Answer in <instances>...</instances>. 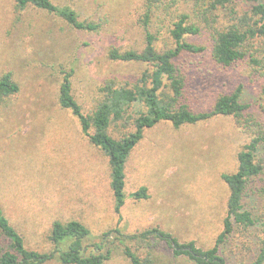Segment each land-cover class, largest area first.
Wrapping results in <instances>:
<instances>
[{
  "label": "rangeland",
  "instance_id": "374dc122",
  "mask_svg": "<svg viewBox=\"0 0 264 264\" xmlns=\"http://www.w3.org/2000/svg\"><path fill=\"white\" fill-rule=\"evenodd\" d=\"M52 2L98 27L76 29L54 13L30 5L18 9L14 0H0V76L11 73L19 87L0 99V206L10 223L27 248L50 252L52 222L78 220L89 230L85 254L93 251L94 243L101 245L102 253L109 252L103 264H129L115 229L131 235L155 227L179 242L211 247L222 230L229 194L221 174L236 170L237 153L249 140V131L231 115L180 127L160 121L146 128L125 161V200L116 213L108 157L89 142L76 117L59 106V84L64 72H70L74 98L84 113L91 112L102 98L100 87L106 79L133 83L143 71L152 70L147 63L112 60L109 50L140 51L147 31L156 49L172 48L169 29L180 12L201 27L185 40L206 47L203 53H183L176 61L186 75L181 102L193 111L209 110L219 94L240 85V101L264 120V64L255 65L246 57L225 67L212 60L211 32L229 23L221 12L214 21L199 22L190 6L163 0L152 7L145 28L146 0ZM132 129L116 122L108 132L119 138ZM141 186L147 197H131ZM244 205L260 213L256 195L247 197ZM107 231L111 232L104 235ZM249 232L244 237L236 230L222 246L225 264H249L254 259L255 241L263 230L258 224ZM125 244L154 264H194L185 255L175 256L162 240L132 239ZM43 264L61 263L52 258Z\"/></svg>",
  "mask_w": 264,
  "mask_h": 264
},
{
  "label": "trees",
  "instance_id": "16d2710c",
  "mask_svg": "<svg viewBox=\"0 0 264 264\" xmlns=\"http://www.w3.org/2000/svg\"><path fill=\"white\" fill-rule=\"evenodd\" d=\"M18 9L33 6L54 13L76 29L95 30L98 24L79 20L69 7H59L52 0H14ZM163 0H146L147 10L143 16L146 28L152 7ZM174 6H190L193 17L199 22L215 20L218 13L228 16L229 23L215 27L211 32L212 60L221 66H230L244 58L255 65L264 64V0H168ZM199 23L189 22V14L180 12L169 29L174 42L172 48L156 49L154 36L145 33L142 50L112 48L108 56L122 62H142L152 66L150 72L143 71L133 83L117 82L115 78L106 79L100 87L102 98L89 113H84L71 92L70 72H64L59 84L58 103L79 121L81 131L89 142L99 147L108 157L110 167V187L114 200V211L122 207L124 194V164L131 149L139 142L146 128L160 121H168L174 127L194 124L215 115H231L237 125L248 130L249 140L237 153V168L231 173H222L229 194L222 230L214 244L206 249L199 248L193 241L179 242L170 233L159 228L145 229L139 233L124 235L115 229V236L123 245V254L129 264H154L150 258H141L125 240L147 241L155 238L164 241L175 256L185 255L194 264H225L221 248L237 230L249 235L251 228L259 226L263 236L258 238L254 259L249 264H262L264 261V120L249 110V105L240 101L241 86L228 94H219L207 111L195 112L181 98L184 95L185 73L179 70L176 61L183 53L198 54L206 47L185 40L186 35L200 32ZM259 59V55L262 54ZM259 56V57H258ZM163 79L167 80L165 83ZM19 90L11 73L0 76V99L10 97ZM264 93V87H263ZM131 125L132 130L119 138L111 136L108 129L112 123ZM256 195L261 202L257 215L244 205L250 195ZM135 199L146 198V187L141 186L130 194ZM107 231L104 235H108ZM89 236L88 228L78 220L61 222L54 220L47 236L53 245L50 252H39L25 246L24 238L10 223L0 206V264H43L56 258L61 264H103L109 252L102 253L101 245L94 243L93 251L85 254L84 241ZM246 239H244V242ZM65 247H62L64 246Z\"/></svg>",
  "mask_w": 264,
  "mask_h": 264
}]
</instances>
